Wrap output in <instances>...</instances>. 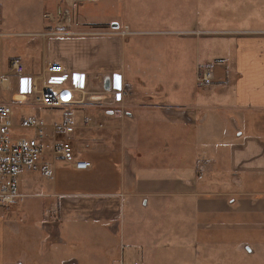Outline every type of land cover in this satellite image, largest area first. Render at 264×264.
<instances>
[{
	"label": "crops",
	"instance_id": "1",
	"mask_svg": "<svg viewBox=\"0 0 264 264\" xmlns=\"http://www.w3.org/2000/svg\"><path fill=\"white\" fill-rule=\"evenodd\" d=\"M108 1L63 4L73 15L77 6ZM75 27L43 39L38 75L49 64L63 66V74L48 77L60 83L50 87L72 86L66 90L87 76L92 103L79 108L85 119L69 139L92 169L58 162L50 184L35 188L42 218L31 229H23L26 216L16 208L26 196L19 193L22 201L10 209L0 206V264H127L126 240L142 256L167 223L174 224L177 253L193 248V264H217V253L231 264H264V32L237 38L235 70L217 81L233 85L223 99L216 87L199 84L201 65L195 81L160 87L153 99L125 78L127 28ZM195 47L198 53L199 42ZM121 92L126 109L118 118L109 106Z\"/></svg>",
	"mask_w": 264,
	"mask_h": 264
},
{
	"label": "rangeland",
	"instance_id": "2",
	"mask_svg": "<svg viewBox=\"0 0 264 264\" xmlns=\"http://www.w3.org/2000/svg\"><path fill=\"white\" fill-rule=\"evenodd\" d=\"M109 1L98 7L88 3L83 9L77 6L73 21L83 25L105 24L111 30L115 26H119L118 30L127 28L125 78L137 93L153 99L159 97L160 87L168 89L175 81L184 84L195 81L199 65L201 76L212 72L214 78L210 83L200 80L201 87H216L217 100L223 99L233 85L217 81L235 70L237 38L264 32V0H119L120 5L118 0ZM58 7L70 10L63 0H0V33L4 35L0 38V73L7 72L9 64L18 60L29 72L39 74L44 52V40L39 35L51 30L53 25L47 16L55 17ZM196 41L199 42L198 53ZM47 81L60 84L50 77ZM24 82V77L11 76V90L0 93V103L31 102L24 93ZM66 87L72 86H61ZM73 95L74 101L82 99L79 93ZM153 102L159 103L158 100ZM64 109H40L41 117L48 125L59 119L69 121L77 131L85 119L84 111L72 107ZM36 110L16 107L14 120L19 126L23 115H34ZM221 132L222 128L218 136ZM14 134L19 138L27 132L19 129ZM52 178L28 172L18 175V192L26 198L16 208L26 216L22 222L25 231L42 218L43 196L36 191V186L50 184ZM13 216L20 224V217L15 213ZM128 223L127 220L125 238L132 232ZM167 224H161L159 244L145 247L142 256L131 248L133 245L127 239L121 250L123 261L127 264H193L196 261L193 248L177 253L174 224ZM121 247L122 243L119 252ZM215 257L217 264H231L232 258H228L227 253L226 256L217 253ZM117 262L120 263L121 258H117Z\"/></svg>",
	"mask_w": 264,
	"mask_h": 264
},
{
	"label": "built area",
	"instance_id": "3",
	"mask_svg": "<svg viewBox=\"0 0 264 264\" xmlns=\"http://www.w3.org/2000/svg\"><path fill=\"white\" fill-rule=\"evenodd\" d=\"M47 20L53 26L47 33L39 35L43 39L67 35L72 32L68 29L75 26L71 11L63 7H58L55 17L48 15ZM3 37L4 35L0 33V38ZM64 72L63 66L49 64L42 74L30 75L23 62L14 60L9 64L7 72L0 73V93L11 90V76L24 77V93L31 100L27 104L0 103V206L5 209H10L23 199L18 192L17 177L20 173L52 177L58 162L69 164L77 171L92 169L91 163L82 160V151L78 145L67 138L75 133L72 123L65 121L48 125L41 117L40 109L82 108L87 107V103H92L90 94L87 93L85 74L79 75L78 83L73 90L50 87L47 77ZM212 79H214L212 72H205L200 77L203 83H210ZM74 93H79L82 99L74 101ZM107 93L113 94L110 90ZM63 94L69 95L70 99L66 101ZM124 98V92L114 94L115 104L109 106L118 118L124 116L126 109L123 105ZM16 107L37 110L34 115H23L18 126L14 120ZM19 129L25 130L27 135L17 138L14 131Z\"/></svg>",
	"mask_w": 264,
	"mask_h": 264
},
{
	"label": "water",
	"instance_id": "4",
	"mask_svg": "<svg viewBox=\"0 0 264 264\" xmlns=\"http://www.w3.org/2000/svg\"><path fill=\"white\" fill-rule=\"evenodd\" d=\"M79 1H94V0H79ZM118 26H115L114 28H117ZM105 90H110V78L105 79Z\"/></svg>",
	"mask_w": 264,
	"mask_h": 264
},
{
	"label": "bare ground",
	"instance_id": "5",
	"mask_svg": "<svg viewBox=\"0 0 264 264\" xmlns=\"http://www.w3.org/2000/svg\"><path fill=\"white\" fill-rule=\"evenodd\" d=\"M63 98L68 101L70 99V96L69 95H66V94H63Z\"/></svg>",
	"mask_w": 264,
	"mask_h": 264
}]
</instances>
